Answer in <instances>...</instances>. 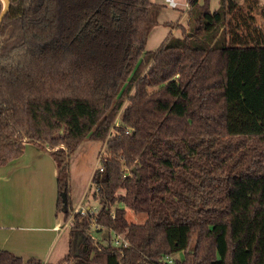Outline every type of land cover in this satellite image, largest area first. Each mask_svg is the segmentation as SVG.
I'll return each instance as SVG.
<instances>
[{
	"label": "trees",
	"instance_id": "trees-1",
	"mask_svg": "<svg viewBox=\"0 0 264 264\" xmlns=\"http://www.w3.org/2000/svg\"><path fill=\"white\" fill-rule=\"evenodd\" d=\"M11 1L0 167L29 143L49 151L68 221L70 157L87 140L106 149L91 180L100 212L73 216L59 264H264V6L188 0L187 24L167 23L180 36L154 52L163 5L152 0ZM112 232L130 246L114 248ZM0 264L43 262L0 250Z\"/></svg>",
	"mask_w": 264,
	"mask_h": 264
},
{
	"label": "crops",
	"instance_id": "crops-1",
	"mask_svg": "<svg viewBox=\"0 0 264 264\" xmlns=\"http://www.w3.org/2000/svg\"><path fill=\"white\" fill-rule=\"evenodd\" d=\"M171 32L175 35V30ZM24 151L0 167V250L25 261L35 258L43 264H59L69 254L71 228L64 214L57 212L58 168L49 151L30 143ZM71 185L74 208L94 204L87 186L79 190L73 181Z\"/></svg>",
	"mask_w": 264,
	"mask_h": 264
},
{
	"label": "rangeland",
	"instance_id": "rangeland-1",
	"mask_svg": "<svg viewBox=\"0 0 264 264\" xmlns=\"http://www.w3.org/2000/svg\"><path fill=\"white\" fill-rule=\"evenodd\" d=\"M260 6H264V0H257ZM158 4H162L163 8L161 9V14L159 16V24L156 28L151 32L148 42H147V51H157L161 46L162 42L166 39V36L170 34L172 30H175V36H180L181 31L176 28H171L167 26V23H173L176 27L180 25L185 26L187 24V12L186 4L188 0H176L178 3V8L173 9L169 6L165 5L162 1L155 0ZM202 2V0H200ZM220 0H211L210 1V9L217 10L219 7ZM181 18V20H179ZM178 21V22H177ZM181 21V22H180ZM262 20L260 16H258V24H261ZM119 122V120H118ZM105 145L102 142H94L91 140L85 141L83 144L79 146L77 151L70 157V167L72 170L71 174V184L72 181L75 184L76 188L79 190L84 189L87 186V191L92 198L93 203H98L93 198V190L91 182L87 183L88 177L92 174L94 170H97L99 165L98 156L105 153ZM97 151V153H96ZM87 183V184H86ZM91 187V188H90ZM90 189V190H89ZM126 217L129 222L142 224L147 220L145 214H136L134 211L128 210L126 211ZM64 226V222L62 223ZM68 233V232H67ZM92 236L97 240H104L109 235L106 230L102 231L101 229L93 228L91 232ZM183 254L177 256L179 259H183Z\"/></svg>",
	"mask_w": 264,
	"mask_h": 264
},
{
	"label": "built area",
	"instance_id": "built-area-1",
	"mask_svg": "<svg viewBox=\"0 0 264 264\" xmlns=\"http://www.w3.org/2000/svg\"><path fill=\"white\" fill-rule=\"evenodd\" d=\"M159 1H162L165 5L169 6L170 8H173V9H176L178 7V3L176 2V0H159ZM186 8L188 9L189 11V4L187 3L186 4ZM118 123V122H117ZM105 156V154L101 153L99 156H98V169H100V171H104L103 169V166H101V160L103 159V157ZM128 172H125V177L128 176ZM100 209H101V206L98 203H95V204H92V205H89V206H85L83 204L79 205L78 207L74 208V211L72 212L71 216L69 217V220L66 221L67 224L70 226L71 228V225L73 223V216L74 215H80V216H91V217H96L98 215V213L100 212ZM111 242H112V245L114 248H127L130 246L129 244V241L127 240L126 236L125 235H122L118 232H112L111 233ZM92 236V234H91ZM94 237V236H93ZM173 257H166L164 259V262H167L168 264L169 263H172L173 262Z\"/></svg>",
	"mask_w": 264,
	"mask_h": 264
},
{
	"label": "water",
	"instance_id": "water-1",
	"mask_svg": "<svg viewBox=\"0 0 264 264\" xmlns=\"http://www.w3.org/2000/svg\"><path fill=\"white\" fill-rule=\"evenodd\" d=\"M1 1H2L4 6H3V9H2V11L0 13V27H1L4 19L7 17L8 12H9V10L11 8V4H12L11 0H1ZM134 172L135 173L137 172L136 169H134Z\"/></svg>",
	"mask_w": 264,
	"mask_h": 264
}]
</instances>
